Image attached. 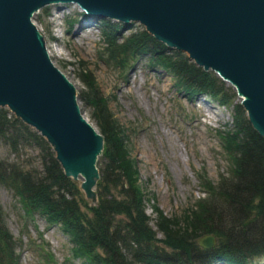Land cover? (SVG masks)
<instances>
[{
	"label": "trees",
	"instance_id": "obj_1",
	"mask_svg": "<svg viewBox=\"0 0 264 264\" xmlns=\"http://www.w3.org/2000/svg\"><path fill=\"white\" fill-rule=\"evenodd\" d=\"M102 22L107 59L124 65L127 56L147 54L151 63L156 61L175 76V83L187 94L209 89L212 95L221 93L212 72L202 70L143 28L125 38V57L115 56L118 26L107 24L105 19ZM86 71L82 76L87 89L79 96L104 139L94 205L85 202L77 184L64 174L49 143L8 109L0 108V141L14 156L12 160L0 157V184L18 197L24 213L31 217L39 214L48 223L58 224L72 242V256L82 264H185L184 258L192 264L196 254L192 248L197 247L192 241L203 233L215 235L218 242L211 249L198 247L201 258H223L236 264L235 256L241 252H264V137L244 116L242 106L236 105L234 125L222 136V146L232 164L231 180L227 174L219 179V186L207 181L209 197L198 200L195 209H186L183 217L167 216L151 202L155 213L151 223L145 202L152 197H146L136 159L131 155L132 128L113 115ZM26 149L31 150L30 155L34 153L32 158L24 156ZM218 195H224L227 208L216 205ZM16 247L0 203V264H17ZM47 258L50 263L53 255L49 253Z\"/></svg>",
	"mask_w": 264,
	"mask_h": 264
},
{
	"label": "rangeland",
	"instance_id": "obj_2",
	"mask_svg": "<svg viewBox=\"0 0 264 264\" xmlns=\"http://www.w3.org/2000/svg\"><path fill=\"white\" fill-rule=\"evenodd\" d=\"M83 12L73 2H46L35 10L31 20L56 67L63 70L73 83L82 117L97 129L89 107L82 104L79 96V92L87 89L82 73L88 70L86 72L94 78L99 94L106 98L113 115L125 127L132 128L131 155L136 159L139 183L146 197H152L145 203V211L151 221L155 216L151 202L167 216L183 217L186 211L195 209L194 202L199 197H209L200 186H205L207 181L218 185L221 177L227 174L230 177V165L227 164L220 141L222 133L234 125L236 105L241 101V95L232 83L217 77L216 88L221 89L219 95L210 94L209 89L208 92L190 97L183 91L182 85L179 86L181 90L175 87L173 78L167 72L154 65L150 67L145 56L126 66L124 75L119 74L113 62L102 51V18L84 15ZM74 18L77 20L72 23L71 19ZM111 21L121 22L118 24L119 32L114 35V55L125 57L122 47L125 38L130 35V29L127 28L132 25L134 28L131 31L134 32L143 25L134 20L130 24V19ZM104 33L110 35L108 31ZM243 113L247 117V113ZM26 152L25 156L33 157L34 153L30 155V149H26ZM54 152L58 156V152ZM0 157L9 160L13 158L2 142ZM99 164L95 162L96 167ZM74 180L85 202L93 204L92 197L81 187L79 179ZM92 189H95L94 185ZM223 196H216L219 197L216 205L227 208ZM0 203L8 229L25 248H18L22 251L17 264H47L46 251L51 252L57 262H63L72 243L59 226L48 225L40 216H34L32 220L23 217L20 203L3 185H0ZM224 213L227 216V211ZM157 236L161 234L157 232ZM200 236L202 234L195 237L192 244ZM19 240L17 242L20 244ZM37 243L43 244L45 248ZM192 249L196 253L194 263L228 264L220 259L205 261L206 257L198 256V245ZM245 254L251 256L246 257L244 263L264 264V255L256 257L250 252ZM189 260L184 258L186 264H191ZM66 264L81 263L69 255Z\"/></svg>",
	"mask_w": 264,
	"mask_h": 264
},
{
	"label": "water",
	"instance_id": "obj_3",
	"mask_svg": "<svg viewBox=\"0 0 264 264\" xmlns=\"http://www.w3.org/2000/svg\"><path fill=\"white\" fill-rule=\"evenodd\" d=\"M45 1L51 0H0V102L43 129L62 162L73 174L86 176L90 187L95 175L80 162L95 173L102 144L98 130L77 111L78 106L81 114L73 83L47 50L55 66L51 63L29 19ZM73 1L91 13L140 21L156 37L230 79L246 96L250 119L264 134V0ZM198 242L208 247L214 238L204 235Z\"/></svg>",
	"mask_w": 264,
	"mask_h": 264
},
{
	"label": "bare ground",
	"instance_id": "obj_4",
	"mask_svg": "<svg viewBox=\"0 0 264 264\" xmlns=\"http://www.w3.org/2000/svg\"><path fill=\"white\" fill-rule=\"evenodd\" d=\"M74 3V2H73ZM76 4V3H75ZM207 114V109L204 110ZM92 125V124H91ZM93 126V125H92ZM94 127V126H93ZM95 128V127H94ZM78 178V177H77ZM80 183H81V186L84 187V188H88L89 189V184H88V181H87V177L82 179V178H78ZM95 179V178H94ZM89 196H91V193H89Z\"/></svg>",
	"mask_w": 264,
	"mask_h": 264
}]
</instances>
